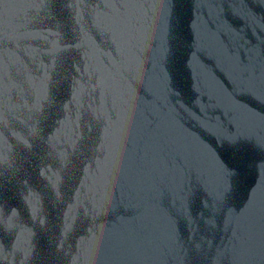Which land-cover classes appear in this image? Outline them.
<instances>
[{
    "label": "water",
    "instance_id": "1",
    "mask_svg": "<svg viewBox=\"0 0 264 264\" xmlns=\"http://www.w3.org/2000/svg\"><path fill=\"white\" fill-rule=\"evenodd\" d=\"M0 264H264V0H0Z\"/></svg>",
    "mask_w": 264,
    "mask_h": 264
}]
</instances>
